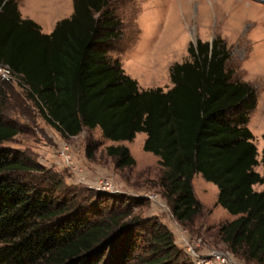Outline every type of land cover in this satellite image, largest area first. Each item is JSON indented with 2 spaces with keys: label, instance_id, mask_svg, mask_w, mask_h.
Instances as JSON below:
<instances>
[{
  "label": "trees",
  "instance_id": "1",
  "mask_svg": "<svg viewBox=\"0 0 264 264\" xmlns=\"http://www.w3.org/2000/svg\"><path fill=\"white\" fill-rule=\"evenodd\" d=\"M110 2L72 0L71 17L43 34L21 18L16 0H0V65L63 137L99 128L115 144L144 133L142 148L159 158L164 197L179 223L202 211L194 176L213 183L216 204L236 217L219 227L222 241L246 261L264 264V189H253L264 188V147L258 162L247 127L256 91L233 80L221 39L190 43L189 60L170 69L167 92L140 91L107 57L120 27L107 11ZM11 86L0 78V264H192L165 226L134 212L144 199L88 189L87 197L5 148L20 134L4 116ZM106 149L116 167H134L128 148Z\"/></svg>",
  "mask_w": 264,
  "mask_h": 264
},
{
  "label": "rangeland",
  "instance_id": "2",
  "mask_svg": "<svg viewBox=\"0 0 264 264\" xmlns=\"http://www.w3.org/2000/svg\"><path fill=\"white\" fill-rule=\"evenodd\" d=\"M16 2L21 18L33 21L43 34L51 33L58 21L73 14L72 0ZM109 5L107 11L120 27L107 57L120 62L125 75L137 81L140 91L160 88L167 92L172 88L170 69L189 60L190 43L224 41L231 56L226 69L232 72L234 81L248 83L257 94L247 127L259 162L264 147V0H111ZM10 80L4 116L19 128L20 134L4 144L5 148L57 174L66 187L87 197H91L88 189L95 196L101 192L144 199L147 204L134 212L165 226L189 263L195 264L196 256L220 251L237 264H255L246 261L241 251L231 252L219 236V227L236 217L216 204L218 189L213 183L200 174L194 176L195 197L202 211L189 224L179 223L172 216L160 184L164 169L159 158L142 148L144 133H138L132 142L115 144L105 140L99 128L83 130L74 138L63 137L40 115L14 76ZM110 146L128 148L134 167H116L115 159L107 154ZM64 148L68 150L66 155H62ZM255 171L261 174V165ZM105 180H110L115 193L94 189ZM253 189L260 192L264 188L260 185Z\"/></svg>",
  "mask_w": 264,
  "mask_h": 264
},
{
  "label": "built area",
  "instance_id": "3",
  "mask_svg": "<svg viewBox=\"0 0 264 264\" xmlns=\"http://www.w3.org/2000/svg\"><path fill=\"white\" fill-rule=\"evenodd\" d=\"M0 77L1 78H12L13 74L8 66L0 65ZM67 149L64 148L62 155H66ZM95 190L106 191L110 193H115V188L111 184L110 180L100 181L96 186H94ZM151 200L155 198V196L150 197ZM195 264H237L234 260L229 257L228 254H224L220 251H210L208 255L205 256H196Z\"/></svg>",
  "mask_w": 264,
  "mask_h": 264
},
{
  "label": "crops",
  "instance_id": "4",
  "mask_svg": "<svg viewBox=\"0 0 264 264\" xmlns=\"http://www.w3.org/2000/svg\"><path fill=\"white\" fill-rule=\"evenodd\" d=\"M44 34H50V33H44ZM146 138H147V136H146ZM146 140V139H145Z\"/></svg>",
  "mask_w": 264,
  "mask_h": 264
}]
</instances>
